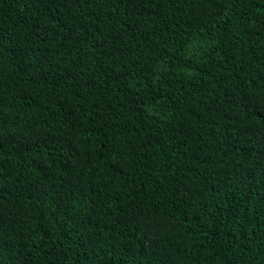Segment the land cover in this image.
Instances as JSON below:
<instances>
[{"label":"trees","instance_id":"16d2710c","mask_svg":"<svg viewBox=\"0 0 264 264\" xmlns=\"http://www.w3.org/2000/svg\"><path fill=\"white\" fill-rule=\"evenodd\" d=\"M0 264H264V0H0Z\"/></svg>","mask_w":264,"mask_h":264}]
</instances>
